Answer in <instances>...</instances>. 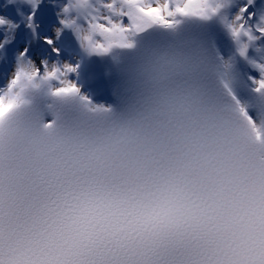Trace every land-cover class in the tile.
<instances>
[{
  "label": "snow or ice",
  "instance_id": "1",
  "mask_svg": "<svg viewBox=\"0 0 264 264\" xmlns=\"http://www.w3.org/2000/svg\"><path fill=\"white\" fill-rule=\"evenodd\" d=\"M37 98L44 129L119 120L147 152L213 146L178 163L199 164L208 182L227 174L247 197L229 251L264 264V0H0V264L21 242L43 175L29 147ZM202 259L177 232L97 249L92 264Z\"/></svg>",
  "mask_w": 264,
  "mask_h": 264
},
{
  "label": "clouds",
  "instance_id": "2",
  "mask_svg": "<svg viewBox=\"0 0 264 264\" xmlns=\"http://www.w3.org/2000/svg\"><path fill=\"white\" fill-rule=\"evenodd\" d=\"M45 111L37 98L29 147L43 175L10 264H92L97 249L177 232L203 253L202 264H242L229 249L242 238L247 197L227 174L208 182L199 177V164L178 163L213 146L172 142L147 152L122 121L65 118L44 129L37 122Z\"/></svg>",
  "mask_w": 264,
  "mask_h": 264
}]
</instances>
